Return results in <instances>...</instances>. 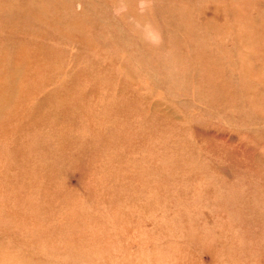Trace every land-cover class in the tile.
I'll return each instance as SVG.
<instances>
[{"label":"rangeland","instance_id":"1","mask_svg":"<svg viewBox=\"0 0 264 264\" xmlns=\"http://www.w3.org/2000/svg\"><path fill=\"white\" fill-rule=\"evenodd\" d=\"M0 264H264V0H0Z\"/></svg>","mask_w":264,"mask_h":264},{"label":"bare ground","instance_id":"2","mask_svg":"<svg viewBox=\"0 0 264 264\" xmlns=\"http://www.w3.org/2000/svg\"><path fill=\"white\" fill-rule=\"evenodd\" d=\"M213 11H214V10H213ZM223 14H224V13H223ZM211 18H213V17H211ZM260 30H261V29H260ZM248 58H249V57H248ZM250 58H251V57H250ZM246 60H247V59H246ZM247 61H248V60H247ZM256 64H257V63H256ZM251 66H252V65H251ZM251 66H250V67H251ZM253 67H254V66H253ZM258 69H260V68H258ZM258 72H259V71H258ZM233 136H234V135H233ZM251 136H252V135H251ZM234 137H235V136H234ZM233 149H234V148H233ZM256 155H257V154H256ZM256 155H255V156H256ZM219 166H221V165H219ZM223 167H224V166H223ZM216 171H217V170H216ZM219 172H220V171H219ZM229 178H230V177H229ZM210 185H213V184H210ZM183 190H184V189H183ZM249 210H250V209H249ZM260 218H261V217H260ZM259 220H260V219H259ZM262 220H263V219H262ZM128 232H129V231H128ZM255 236H256V235H255Z\"/></svg>","mask_w":264,"mask_h":264}]
</instances>
